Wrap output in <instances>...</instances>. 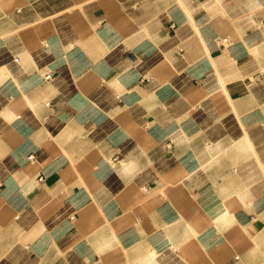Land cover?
Here are the masks:
<instances>
[{
  "label": "crops",
  "instance_id": "obj_1",
  "mask_svg": "<svg viewBox=\"0 0 264 264\" xmlns=\"http://www.w3.org/2000/svg\"><path fill=\"white\" fill-rule=\"evenodd\" d=\"M0 264H264V0H0Z\"/></svg>",
  "mask_w": 264,
  "mask_h": 264
},
{
  "label": "built area",
  "instance_id": "obj_2",
  "mask_svg": "<svg viewBox=\"0 0 264 264\" xmlns=\"http://www.w3.org/2000/svg\"><path fill=\"white\" fill-rule=\"evenodd\" d=\"M51 78V75H47V79H50ZM29 159L31 160V161H35L36 160V158H35V155H31V156H29ZM44 180V178L43 177H40L39 178V181H43Z\"/></svg>",
  "mask_w": 264,
  "mask_h": 264
}]
</instances>
